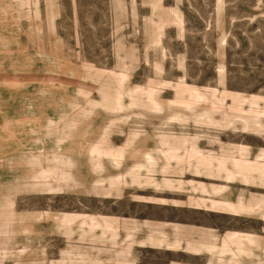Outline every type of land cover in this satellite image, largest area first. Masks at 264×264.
Returning a JSON list of instances; mask_svg holds the SVG:
<instances>
[{
	"label": "rangeland",
	"instance_id": "rangeland-1",
	"mask_svg": "<svg viewBox=\"0 0 264 264\" xmlns=\"http://www.w3.org/2000/svg\"><path fill=\"white\" fill-rule=\"evenodd\" d=\"M0 264H264V0H0Z\"/></svg>",
	"mask_w": 264,
	"mask_h": 264
}]
</instances>
